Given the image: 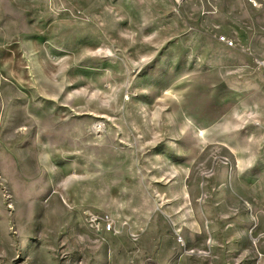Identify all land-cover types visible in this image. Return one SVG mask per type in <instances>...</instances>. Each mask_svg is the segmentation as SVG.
<instances>
[{
  "label": "rangeland",
  "instance_id": "rangeland-1",
  "mask_svg": "<svg viewBox=\"0 0 264 264\" xmlns=\"http://www.w3.org/2000/svg\"><path fill=\"white\" fill-rule=\"evenodd\" d=\"M253 1L0 0V264H264Z\"/></svg>",
  "mask_w": 264,
  "mask_h": 264
},
{
  "label": "built area",
  "instance_id": "built-area-1",
  "mask_svg": "<svg viewBox=\"0 0 264 264\" xmlns=\"http://www.w3.org/2000/svg\"><path fill=\"white\" fill-rule=\"evenodd\" d=\"M177 2H180V1H182V0H176ZM253 1V0H252ZM254 2V1H253ZM94 219V221H99V218L97 217V216H95V217H93ZM106 219H107V222H106V228L108 229V230H110V229H112L114 226H115V224H114V219L112 218V217H110L109 215H106Z\"/></svg>",
  "mask_w": 264,
  "mask_h": 264
}]
</instances>
